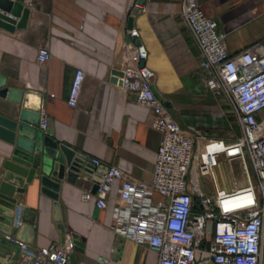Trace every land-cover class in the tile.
Returning a JSON list of instances; mask_svg holds the SVG:
<instances>
[{
  "label": "crops",
  "instance_id": "0c3cea01",
  "mask_svg": "<svg viewBox=\"0 0 264 264\" xmlns=\"http://www.w3.org/2000/svg\"><path fill=\"white\" fill-rule=\"evenodd\" d=\"M139 1L25 0L31 9L27 26L14 31L0 27V76L6 77L9 87L42 95L33 102L41 101L52 137L88 160L97 157L105 167L114 164L138 179L150 180L162 135L149 125L150 109L113 80L128 28L139 30L149 53L146 65L155 73L154 88L171 104L168 109L183 130H201L206 137L232 143L242 135V128L229 99L204 84L200 48L179 13L184 0H146L141 4L145 10L132 16ZM200 1L205 13L218 20V30L226 33L231 53L264 41V0ZM42 44L52 53L45 64L37 61ZM78 68L86 78L79 107L73 108L68 98ZM9 102L0 96V109ZM257 116L263 121L264 109ZM9 154V144L0 138V183ZM97 170L91 177L81 175L76 184L63 180L59 203L64 217L56 211L55 200L37 185L18 194L19 203L31 210L36 221L33 247L64 241L69 232L84 243L77 247V242L69 264H158L156 252L113 230L119 179L107 196V208L97 207L93 179ZM88 190L91 199L85 200L83 193ZM61 223L67 225L65 232ZM20 258L21 254L13 264Z\"/></svg>",
  "mask_w": 264,
  "mask_h": 264
},
{
  "label": "built area",
  "instance_id": "2783aa9c",
  "mask_svg": "<svg viewBox=\"0 0 264 264\" xmlns=\"http://www.w3.org/2000/svg\"><path fill=\"white\" fill-rule=\"evenodd\" d=\"M135 8L139 13L145 10L137 2L132 16ZM179 13L200 48L205 86L229 99L242 135L227 143L206 137L201 130H183L154 88L155 73L146 63L142 65L149 53L138 42L139 30L128 28L118 68L122 75L113 73L118 77L115 83L150 109L149 125L162 138L150 180L138 179L114 164L106 166L97 189V207L107 208V196L119 179L113 230L156 252L158 264H264V120L257 116L264 109V41L231 53L226 33L218 30V20L205 13L200 0H184ZM51 58L49 46L42 44L37 61L45 64ZM85 78L86 72L78 68L68 98L73 108L79 107ZM41 113L40 128L51 136L46 111ZM222 159L235 178L233 163L243 168L246 182L232 191L219 188L215 176ZM89 161L96 168L103 166L97 157ZM202 177L210 178L213 194L206 191ZM83 198L90 200L91 192L85 191ZM22 223L17 220L11 228ZM64 235V241L34 248L15 235L0 232L21 247L17 264H69L77 243L72 233Z\"/></svg>",
  "mask_w": 264,
  "mask_h": 264
},
{
  "label": "water",
  "instance_id": "95a60500",
  "mask_svg": "<svg viewBox=\"0 0 264 264\" xmlns=\"http://www.w3.org/2000/svg\"><path fill=\"white\" fill-rule=\"evenodd\" d=\"M145 1L140 0L139 3L144 4ZM138 13L139 8H135L133 14ZM30 14L31 9L25 5V0H0V27L10 31L25 28ZM132 18L129 21L130 27ZM138 42L141 40L138 39ZM145 63L142 62V65ZM113 73L122 75L120 70ZM113 80L116 82L118 77L114 76ZM6 84V77L0 76V96L11 101L3 104L0 109V138L10 146V154L3 162L0 183V232L15 235L33 247L36 221L31 216V210L19 203L18 194L24 193L29 186L37 185L42 193L55 200L56 211H61L64 217L59 203L63 180L76 184L81 175L91 177L93 171L98 169L93 178L94 190L97 191L106 167L96 168L85 155L45 134L40 128L42 103L33 102L35 97L41 100V94ZM165 105L171 107L168 101H165ZM17 220H21L22 225L11 230L8 225ZM60 228L62 232L68 229L64 223L60 224ZM72 235L78 242L77 247H83L84 243L78 240L79 236L75 233ZM21 251L19 245L0 237V264L15 263Z\"/></svg>",
  "mask_w": 264,
  "mask_h": 264
},
{
  "label": "rangeland",
  "instance_id": "374dc122",
  "mask_svg": "<svg viewBox=\"0 0 264 264\" xmlns=\"http://www.w3.org/2000/svg\"><path fill=\"white\" fill-rule=\"evenodd\" d=\"M233 167L238 182H236L235 176H233L231 173L230 165L223 159L220 161L219 166L215 168V176L217 178L219 188L221 189L224 188L227 191H232L233 189H236L238 185H241L242 183L246 182V178L243 173V168L241 164L235 161L233 163ZM250 171L253 176V169L251 166H250ZM201 182L202 184H204V187L208 193L210 194L214 193L215 190L213 188V185L210 183V178L202 177Z\"/></svg>",
  "mask_w": 264,
  "mask_h": 264
},
{
  "label": "trees",
  "instance_id": "16d2710c",
  "mask_svg": "<svg viewBox=\"0 0 264 264\" xmlns=\"http://www.w3.org/2000/svg\"><path fill=\"white\" fill-rule=\"evenodd\" d=\"M198 210H199L198 207H196V208H195V211H198Z\"/></svg>",
  "mask_w": 264,
  "mask_h": 264
}]
</instances>
